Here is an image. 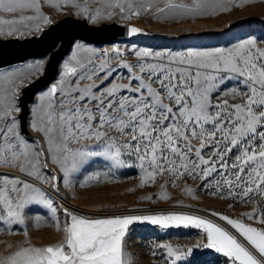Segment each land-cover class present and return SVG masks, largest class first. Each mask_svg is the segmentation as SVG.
I'll return each instance as SVG.
<instances>
[{"label": "snow or ice", "instance_id": "6c2138e0", "mask_svg": "<svg viewBox=\"0 0 264 264\" xmlns=\"http://www.w3.org/2000/svg\"><path fill=\"white\" fill-rule=\"evenodd\" d=\"M252 2L0 0V36L42 32L41 22L52 23L42 12V3L58 11L61 5H71L76 15L97 24L141 15L159 20L196 19ZM90 3L99 6L91 9ZM141 32L127 25L128 36ZM125 51L114 46L97 54L86 45H76L62 65L60 79L40 93L29 109L28 128L41 139L23 133L20 96L21 88L27 86L25 72L0 73V167L20 174L0 173V231L11 233L13 225H24L32 205L51 210L60 231L57 208L45 187L58 193L60 183L69 188L72 175L82 168L100 160L111 172L126 166L125 156L138 161L140 187L166 177L159 199L170 198L166 192L169 184L177 187L181 179L198 180L213 196L251 203V211L242 216L264 226V47L252 37L227 47L175 52L133 45L130 51L135 63L124 58ZM80 52L91 56L81 57ZM26 67L28 74L39 72L43 61L29 62ZM110 78L112 82L103 86ZM123 79L128 83H121ZM226 81H235L242 89L233 86L219 92ZM99 177V172L92 173L81 186ZM181 191L195 199L194 188L185 184ZM62 211L67 219L60 241L34 246L25 229L23 245L7 256L0 255V264H132L125 240L136 223L162 229L195 228L206 235L202 247L222 254L230 264H264V227L243 219L213 212L226 222L224 226L191 213L89 218L67 208ZM155 248L166 250L165 264L183 261L194 251L170 243Z\"/></svg>", "mask_w": 264, "mask_h": 264}, {"label": "rangeland", "instance_id": "374dc122", "mask_svg": "<svg viewBox=\"0 0 264 264\" xmlns=\"http://www.w3.org/2000/svg\"><path fill=\"white\" fill-rule=\"evenodd\" d=\"M184 2H188V0H184ZM88 6L91 9H95L99 5L90 3ZM160 6L162 7L163 5L161 4ZM41 10L49 16L51 21H55L67 14L84 18L83 16L76 15V9L71 5H61L58 11L42 3ZM4 15L6 18H10L8 14ZM111 21L125 22L126 25L130 24L142 29V32L133 36L127 35L125 38L101 45H94L82 40L76 41L68 55L61 61L54 83H57L60 79L62 65L72 56L78 43L86 45L97 54L114 46H119L122 49L128 50L125 51L124 58L132 63L136 62L134 53L130 51L133 45L137 48H148L153 51L170 50L175 52L188 48L210 49L227 47L240 39L252 37L257 40L259 47H264V0H254V2L246 4L243 7H233L229 12L218 13L216 16L197 17L196 19L159 20L152 18L151 15H141L127 21L113 18L112 20H103L99 23ZM40 26L43 28L47 25L41 22ZM31 34H37V32H25L24 35L17 34L13 36L23 37ZM0 37L10 36L4 35ZM79 55L87 58L91 56V53L80 52ZM46 58L44 56L30 59L23 64L1 69L0 73L11 72L16 69L22 70L27 76L24 80V84H26L41 74ZM37 60L43 61L42 69L39 72L33 71L32 74H28L30 70L27 69L26 65L29 62ZM120 72L124 76H127L126 70L121 69ZM111 82L112 78L106 81L103 86H108ZM120 82L128 83V80L123 79ZM233 86L242 89V85H236L235 81H226L219 92H223ZM49 87L37 92L30 107L33 103L37 102V96ZM213 101L216 102L217 97L214 96ZM235 155L236 152H233V159ZM124 159L126 166L113 169L111 172L108 171V168L102 161L97 160L90 167L82 168L80 171L74 173L69 188H64L61 182L58 193L45 187L47 194L53 199L54 205L57 208V217L61 222V230H56L51 210L39 205L29 206L30 211L26 212L24 225H13L11 233L0 231V255L7 256L23 245L26 239L24 236L25 229L28 231L27 240L34 246L42 247L60 241L63 237V223L67 219L62 208H67L69 211L89 218L114 215L166 214L170 212L191 213L226 226V222L220 221L219 217L212 215L213 212H216L227 215L230 218L243 219L245 223H251L256 227H264L242 216V213L251 211L253 207L251 203H238L231 198L221 199L213 196L202 187L201 182L198 180L193 181L190 178H184L177 181V187L169 184L166 192L170 198L167 201L161 200L159 199L160 185L164 183L166 177L158 178L154 184L149 183L140 187L138 161L135 157L125 156ZM49 164L54 167L50 160ZM0 168L16 172L11 168ZM97 172L100 173L98 180H92L85 186H81L82 181L90 174ZM11 174L20 175L18 172ZM57 175L60 174L57 173ZM185 184L195 189V199L181 191ZM129 189H132V191H129ZM145 196H151L152 199H141ZM70 201H75L79 205L89 207V209H79L71 205ZM229 205H233V207H229ZM206 242V235L201 230L195 228L172 227L162 229L149 223H136L131 226L127 234L125 251L131 254L132 264H165L166 250L156 249L155 246L161 243H170L182 250L194 248L191 255L186 256L183 261H177L176 264H230L229 260L223 257L222 254H217L214 250L203 248L202 245ZM198 244L201 247H194ZM154 250L156 251V255H153Z\"/></svg>", "mask_w": 264, "mask_h": 264}, {"label": "water", "instance_id": "95a60500", "mask_svg": "<svg viewBox=\"0 0 264 264\" xmlns=\"http://www.w3.org/2000/svg\"><path fill=\"white\" fill-rule=\"evenodd\" d=\"M125 37L126 23L111 21L93 24L86 18L69 14L52 21L37 34L0 37V70L37 57H47L41 74L27 82L26 87L21 88L20 103L24 109L21 116L24 123L23 133L30 139H41L28 128L30 104L38 91L54 84L61 61L68 55L76 41L101 45ZM49 168L53 167L49 164ZM0 172L17 173L3 168H0Z\"/></svg>", "mask_w": 264, "mask_h": 264}, {"label": "bare ground", "instance_id": "6f19581e", "mask_svg": "<svg viewBox=\"0 0 264 264\" xmlns=\"http://www.w3.org/2000/svg\"><path fill=\"white\" fill-rule=\"evenodd\" d=\"M121 23H125V22H122V21H120ZM70 204L71 205H73V206H75V207H77V208H81V209H89V207H86V206H84V205H79V204H77L75 201H70Z\"/></svg>", "mask_w": 264, "mask_h": 264}]
</instances>
